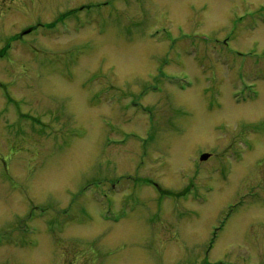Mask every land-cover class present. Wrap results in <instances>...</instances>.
I'll list each match as a JSON object with an SVG mask.
<instances>
[{
  "label": "rangeland",
  "instance_id": "1",
  "mask_svg": "<svg viewBox=\"0 0 264 264\" xmlns=\"http://www.w3.org/2000/svg\"><path fill=\"white\" fill-rule=\"evenodd\" d=\"M8 41L0 264H264V0H0Z\"/></svg>",
  "mask_w": 264,
  "mask_h": 264
},
{
  "label": "flooded vegetation",
  "instance_id": "2",
  "mask_svg": "<svg viewBox=\"0 0 264 264\" xmlns=\"http://www.w3.org/2000/svg\"><path fill=\"white\" fill-rule=\"evenodd\" d=\"M12 155H13V154H10V155H9V158H11ZM209 158H210V157H208V158L205 159V160H201V159H200V156H199L198 159H199L200 162H206V161L209 160ZM215 178H216V177H215ZM194 183H195V182H191V189L194 188ZM152 185H154V186L158 189L159 192H164V191H165V190H163L162 188H160L159 185L155 184V182H154V184H152ZM204 185H205V184H203L202 186H204Z\"/></svg>",
  "mask_w": 264,
  "mask_h": 264
},
{
  "label": "water",
  "instance_id": "3",
  "mask_svg": "<svg viewBox=\"0 0 264 264\" xmlns=\"http://www.w3.org/2000/svg\"><path fill=\"white\" fill-rule=\"evenodd\" d=\"M208 157V154H203L202 156H201V159H206Z\"/></svg>",
  "mask_w": 264,
  "mask_h": 264
}]
</instances>
